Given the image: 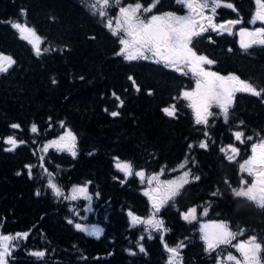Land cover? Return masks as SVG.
I'll list each match as a JSON object with an SVG mask.
<instances>
[{
	"label": "trees",
	"instance_id": "1",
	"mask_svg": "<svg viewBox=\"0 0 264 264\" xmlns=\"http://www.w3.org/2000/svg\"><path fill=\"white\" fill-rule=\"evenodd\" d=\"M90 2L0 0V52L11 55L16 62L7 73H0V233L29 232L27 239L18 242L9 264H168L169 254L160 233L153 232L149 239L142 225L130 226L128 212L146 218L151 204L140 178L132 175L121 183L124 175L115 168L114 157L131 161L135 170L144 169L146 175L166 169L161 180L177 175L178 171L172 169L187 158L186 169L200 177L185 185L157 214L168 230L164 242L170 247L185 244L180 249L182 264H216L217 256L232 251L231 245H222L212 253L204 251L200 223H189L181 216L193 206L200 211L210 205L208 214L199 221L226 220L232 231L245 229L237 240L257 236L264 241V210L231 193V187H239L241 176L246 177L239 164L250 154L251 143L264 137V98L237 93L227 122L216 115L209 117L206 127L196 125L187 101L175 99L192 86L194 78L163 64L142 59L125 61L115 55L120 47L118 39L103 18L92 14ZM134 2L121 0L122 5ZM140 2L148 6L153 0ZM226 2L232 3L236 11L221 6L216 13L217 23L242 20L234 32L240 27L262 26L259 21L249 23L256 9L255 0ZM183 10L176 0H160L152 14H180ZM109 12L116 15L118 7L113 5ZM16 21L35 28L43 38L41 47L50 50L37 57L31 45L11 27ZM190 46L215 61L210 65L213 71L234 73L264 88V46L255 45L245 51L240 48L238 35L216 32L194 38ZM114 92L123 100L122 107H118ZM173 104L176 115L169 117L162 109ZM113 111L119 115L113 117ZM61 121L76 135L75 157L55 148L43 151L47 142L64 131ZM13 123L20 128L12 129ZM33 124L37 125L36 133L31 131ZM205 130L209 137L203 135ZM236 130L252 136L253 141L236 142L232 135ZM9 135L24 141L15 151L6 150L10 146L3 140ZM201 140H207V149L199 147ZM229 143L240 149L233 162L219 150ZM189 144L194 147L190 149ZM40 157H44V167L54 174L65 193L73 185L91 181L89 212L83 200L77 203L76 213L70 201L52 194L39 166ZM26 164L34 166L32 178ZM38 190L40 195L36 194ZM217 190L220 195L212 196ZM69 219L94 223L103 232L97 239L78 231ZM141 235L145 238L139 241ZM138 241L145 252L139 251ZM35 250L46 251L43 260L29 255Z\"/></svg>",
	"mask_w": 264,
	"mask_h": 264
},
{
	"label": "snow or ice",
	"instance_id": "2",
	"mask_svg": "<svg viewBox=\"0 0 264 264\" xmlns=\"http://www.w3.org/2000/svg\"><path fill=\"white\" fill-rule=\"evenodd\" d=\"M159 2L160 0H153V3L145 7L140 0H135L134 3L126 5H122L121 0H91L88 7L93 15H98L106 21L105 26L118 39L120 47L115 55L123 57L125 61L151 60L185 76L191 73L195 79V89L191 91L182 90L175 99L183 98L189 102L188 107L192 110L196 125L206 127L209 123V117L216 115H222L225 122H227L237 93H248L264 98V88H258L234 73L221 75L219 72L206 68V65H213L215 61L205 55L198 54L190 46L194 38L207 32L238 35L240 48L245 51L255 45L264 46V0H255L256 9L249 21L253 25L259 21L262 26L254 29L240 27L238 32H234L233 29L235 26L242 24L240 19L216 22L217 9L221 6L236 11L235 6L230 2H226V0H176L178 4L187 9L186 14L177 15L174 12H165L159 15L152 14L153 8ZM113 5L118 7V14L115 17H109V9ZM24 14L25 11L22 9L21 15ZM11 27L18 31L20 39L31 45L37 57L50 50L41 47L43 38L35 28L20 21L12 22ZM209 39L211 40V37ZM15 63L11 55L0 52V73H7ZM128 79L132 81L133 87L139 91V86L133 77L129 76ZM53 83H55V80H53ZM113 96L119 101L118 107H122L123 100L115 92ZM213 106L219 109V113L210 110ZM162 111L167 116L174 117L176 115V105L165 107ZM110 114L116 117L119 112L113 111ZM240 124L242 125L243 121H240ZM60 125L64 128L63 134L47 142L43 146V151L46 153L49 148H55L58 151H66L75 157L77 154L76 135L71 129L65 127L64 121H61ZM10 127L18 129L20 125L13 123ZM31 131L33 133L38 131L36 124L32 125ZM203 135L209 137L208 131L205 130ZM232 135L235 141L240 144L253 141L252 136H246L245 132L241 130L233 131ZM3 142L10 146L6 149L7 151H15L20 144L24 143V141L18 140L13 135L4 138ZM188 147L191 149L194 145L189 144ZM199 147L207 149V140H201ZM219 150L229 162L236 161L237 156L240 154V149L234 143L221 146ZM113 159L115 168L124 175V180H121V183H124L132 175L140 178L142 184L147 183L144 195L149 199L151 212L145 218L129 211L130 226L142 225L143 231L148 234L149 239L152 238L153 232H159L163 246L169 254L168 264H182L180 249L184 248L185 244L180 242L175 247H170L164 242V233L168 230L164 227V221L159 219L157 214L161 207L174 201L185 185L199 180L200 177L192 175L190 168L186 169V165L189 163L187 158L176 169H172L173 172L180 171V175L172 180L160 179L166 169H161L160 173L146 175L144 169L135 170L131 161H121L119 157ZM39 166L47 176V187L57 199L76 201L83 198L84 200H91L88 192L91 181H87L82 185H73L65 193L64 188L56 182L54 174L44 167V157H40ZM33 167L31 164L25 165L29 178H32ZM239 169L241 173H246L252 179L249 183L242 175L239 187H231L230 185L233 197L246 200L257 208L264 210V138L251 143V155L239 164ZM17 175H20V173L18 172ZM225 183L229 182L226 180ZM153 184H155V187H153ZM36 194L40 195L39 190ZM211 195L217 196L220 193L217 190L212 192ZM209 207L210 205L205 206L199 216H206ZM181 216L189 223L193 221L200 223V239L204 244L205 252L212 253L222 245H231L242 258L238 259L237 256L229 252L226 256H217L216 264H230V262L231 264H264V241L258 240L257 236H250L247 240L233 243L239 236L243 235L245 229L232 231L226 220H212L201 223L195 206L188 208L186 212H182ZM68 223L72 224L74 221L69 219ZM74 226L78 231L95 236L97 239L103 232V229L95 225L87 226L75 223ZM28 236L29 232L27 231L15 234L0 233V264H8V258L12 256L13 250L19 246L18 242L27 239ZM144 238V235H141L139 241ZM139 241L136 246L143 253L145 248ZM131 254L135 255L134 252ZM29 255L43 260L46 251H30Z\"/></svg>",
	"mask_w": 264,
	"mask_h": 264
},
{
	"label": "rangeland",
	"instance_id": "3",
	"mask_svg": "<svg viewBox=\"0 0 264 264\" xmlns=\"http://www.w3.org/2000/svg\"><path fill=\"white\" fill-rule=\"evenodd\" d=\"M124 5H126V4H124ZM110 13V12H109ZM118 14V12L116 13V15ZM177 14V13H176ZM185 13H183L182 15H184ZM115 14L114 15H110L109 14V17H115L116 16ZM177 15H179V14H177ZM148 18H150V17H148ZM195 83H194V86L191 88V90H193V89H195ZM191 90H188V91H191ZM63 134V132L62 133H60L57 137H59L60 135H62ZM57 137H55L54 139H56ZM262 138H264V137H262ZM256 142H258V141H256ZM250 155H251V152H250ZM249 155V156H250ZM248 158V156L245 158V159H247ZM122 161V160H121ZM178 175H180V173H178L177 175H175V176H173L172 178H170L169 180H172V179H175V177L176 176H178ZM245 179H247L248 180V182L249 183H251V177H248L247 176V174H246V177H244ZM147 187V183L145 182L144 183V189ZM153 187H155V184H153ZM88 192H89V189H88ZM89 195L91 196V200L90 201H88V200H84L83 198H80V199H78V200H76V201H70L71 202V205H72V208L74 209V211L77 213L78 212V207H77V203L79 202V200H83L84 201V203H85V210H86V212H89L90 210H91V203H92V194L89 192ZM197 208V207H196ZM204 208V207H203ZM203 208H201V210L199 211V210H197V214H198V216H199V213L200 212H202L203 211ZM186 212V211H185ZM199 217H205V216H199ZM74 221V220H73ZM200 222L201 223H203V222H208V220H205V219H202V220H200ZM75 223H81V224H83V225H87V226H92V225H95L94 223H90V222H87V221H81V220H79V219H77L76 220V222L74 221V224ZM95 226H97V227H99L100 228V226H98V225H95ZM248 238H245V239H240V240H247ZM240 240H237L235 243H238ZM229 252H231L233 255H235V256H237V258L238 259H242L241 257H240V255H239V253L236 251V249L235 248H233L232 247V251H229ZM229 252H224V256H226ZM8 264H9V258H8ZM230 264H231V262H230Z\"/></svg>",
	"mask_w": 264,
	"mask_h": 264
}]
</instances>
